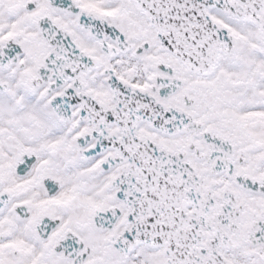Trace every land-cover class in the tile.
<instances>
[{
  "label": "snow or ice",
  "instance_id": "1",
  "mask_svg": "<svg viewBox=\"0 0 264 264\" xmlns=\"http://www.w3.org/2000/svg\"><path fill=\"white\" fill-rule=\"evenodd\" d=\"M0 264H264V0H0Z\"/></svg>",
  "mask_w": 264,
  "mask_h": 264
}]
</instances>
